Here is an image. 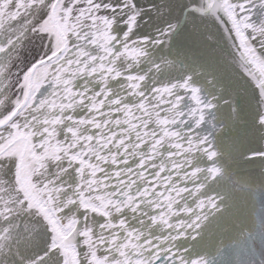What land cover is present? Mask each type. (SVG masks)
<instances>
[{
  "label": "snow or ice",
  "instance_id": "obj_1",
  "mask_svg": "<svg viewBox=\"0 0 264 264\" xmlns=\"http://www.w3.org/2000/svg\"><path fill=\"white\" fill-rule=\"evenodd\" d=\"M248 3L207 0L206 9L185 7L212 13L226 29L240 66L264 101V23H253ZM136 7V0L119 5L0 0V32L8 29L15 36L7 47L0 45V54L27 33L43 38L42 54L22 74L10 72V60L0 64V221L7 222L0 227V250L19 228L13 217L25 209L40 216L52 233L48 251L26 264H207L186 260L175 242L201 226L207 218L204 209L218 207L214 199L201 198L204 170L196 166L201 154L208 159L217 155L209 137L201 135L206 114L215 105L191 75L149 88L148 76L133 71L151 60L150 47L171 45L178 37V25L166 23L155 38L128 39L137 27ZM117 9L133 10L122 21L128 25L123 36L114 31L117 17L110 14ZM160 59L163 65L152 62L158 73L178 62ZM12 77H17L14 83ZM114 81L122 82L118 92L110 87ZM93 82L100 87L93 90ZM46 84L51 91L42 95ZM260 107L258 123L264 126V103ZM81 109L85 114L77 116ZM256 156L264 158V152L252 158ZM13 158L9 184L3 173ZM64 163L67 167L60 166ZM53 165L55 176L49 172ZM73 167L78 183L67 195L68 188L57 181ZM148 169L155 171L146 175ZM207 171L212 177L221 172L218 167ZM73 206L105 218L99 232L70 215ZM125 210L162 225L165 235L130 228L122 218ZM27 229L29 237L37 230L33 225Z\"/></svg>",
  "mask_w": 264,
  "mask_h": 264
},
{
  "label": "flooded vegetation",
  "instance_id": "obj_2",
  "mask_svg": "<svg viewBox=\"0 0 264 264\" xmlns=\"http://www.w3.org/2000/svg\"><path fill=\"white\" fill-rule=\"evenodd\" d=\"M102 2L119 5L124 0H102ZM188 4L195 5L198 9H206L207 0H136L135 11L139 13V18L137 27L128 39L134 40L141 36L155 38L159 29L164 27L166 23L178 25V37L173 38L172 44L150 47L151 60L142 63L133 71L148 76L146 85L149 88L153 83H167L169 80H178L185 75H191L194 84L201 87L203 96L215 105L206 114L201 135L209 137V146L217 155L213 159H208L206 155L201 154L197 158L196 166L204 170L200 176V183L205 185L201 198L214 199L218 207L216 209H204L207 218L201 221V226L189 229L190 240L187 238L180 239L175 242V247L183 256V244H187L189 250L193 246L198 247L203 251L202 260L206 261L207 264H219L222 249L225 250L222 241L219 240L224 228L228 226L232 230L235 225V229L241 228L249 236L253 237L254 234L251 225V222H255L252 207H256L258 201L253 200L252 194L251 197L247 198V193L244 190V187H249L252 190L255 180L249 169L253 167L242 165L247 160L233 157L227 148H232L236 142H245L249 147H252L248 142L253 139V135L255 136L257 128L254 126L255 121L249 117L254 112L252 106L255 107V104L250 100L257 87L240 66L238 53L232 48L226 29L212 13L193 11L191 8L185 7ZM247 7L253 23L257 25L264 23V6L259 7L257 0H249ZM132 11L130 9H117L115 13H110L117 17L114 31L120 36H123L128 30L127 23L122 21L126 20ZM224 19L227 20L226 17ZM209 36L213 39H208ZM9 39H15L12 31L5 29L0 32V45L7 47ZM42 52L43 38L27 33L19 43L9 48L7 53L0 54V64L10 60V72L22 74L28 66L40 57ZM162 56L175 59L178 62L174 68L162 67L158 73L152 62L155 61L163 65V61L160 59ZM16 79L17 77H12L13 83ZM83 83H87V81H77L80 86H83ZM121 83L114 81L110 87L113 88L114 92H118ZM89 87L96 90L100 85L93 82ZM10 90L13 96L17 94L15 86ZM50 91L51 89L46 84L41 89V94L47 95ZM84 114L82 109L76 112L77 116ZM117 118H119V114H117ZM253 154H249L251 159ZM155 162L159 163V159ZM60 166L67 167V164L64 163ZM212 167L220 168V174L212 177L207 171ZM14 170L15 159L13 158L8 162L3 173L4 179L9 184L13 182ZM152 171L155 169H148L146 175ZM49 172L51 176H55L54 165L50 166ZM161 175L163 176L164 173ZM57 182L63 183L68 188L67 195H71L73 187L78 183L75 168H69V171L61 176ZM192 207L194 208L195 205L193 204ZM147 211L149 215L154 214L151 210ZM197 211L200 210L197 209ZM73 214L80 219L82 226L87 223L94 227L97 232L105 222V218L102 216L92 214L76 206H73L70 213V215ZM181 215L184 214L181 213ZM85 217H87V221H85ZM120 218L121 216H114V219ZM122 218L126 219L130 228L150 231L153 237L165 235L163 226L148 223L147 216L125 210ZM175 220L176 218L173 217L172 222ZM141 221L144 223L142 224ZM11 222L19 225V228L14 230L13 239L0 250V264H26V262L37 260L38 257L48 251L52 233L43 219L34 211L22 210L13 217ZM26 225L36 226L37 230L31 233V235L35 233V237H38L36 245L29 244L31 229L26 230ZM5 226H7V222L0 221V227ZM77 239L80 241L82 238L78 237ZM81 251H83L82 244ZM191 252L190 250L189 253ZM189 253L188 259L190 258ZM39 264H45V261H40Z\"/></svg>",
  "mask_w": 264,
  "mask_h": 264
},
{
  "label": "rangeland",
  "instance_id": "obj_3",
  "mask_svg": "<svg viewBox=\"0 0 264 264\" xmlns=\"http://www.w3.org/2000/svg\"><path fill=\"white\" fill-rule=\"evenodd\" d=\"M257 5L262 7L264 0H257ZM250 101L255 104V107L252 106L254 112L249 117L255 121L254 126L257 128L255 136L253 135V139L248 142L252 147H249L245 142H236V145L234 144L235 146L232 145V148L228 147L227 150L231 151L233 157H240L242 160H247L242 165H251L253 167L249 169L250 173L254 175L255 180L252 190L249 187H244V190L247 193V198L249 196L251 197L252 194L253 200L258 201L256 207H252L255 222H251V225L253 226L254 234L253 237L249 236L241 228L235 229V225L232 230L228 226L224 228L219 236V240L222 241L225 250L223 251L222 249L219 264H264V158L256 156L251 159L249 155L264 152V126L258 123V117L262 110L260 104L264 103V101H261V94L258 89L253 91ZM249 190H251L250 193H248ZM248 210L250 212V208ZM188 232L189 230L184 238L190 240V234ZM37 239L38 237H35V233H33L30 237L29 244L36 245ZM183 247L186 260L201 259L203 251L198 249V247L193 246L190 249L192 251L191 253H189L190 250L187 244H183ZM188 253L190 255L189 259L187 258Z\"/></svg>",
  "mask_w": 264,
  "mask_h": 264
}]
</instances>
